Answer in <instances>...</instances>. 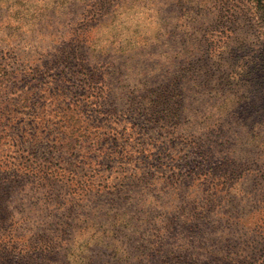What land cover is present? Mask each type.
I'll return each instance as SVG.
<instances>
[{"label": "rangeland", "instance_id": "374dc122", "mask_svg": "<svg viewBox=\"0 0 264 264\" xmlns=\"http://www.w3.org/2000/svg\"><path fill=\"white\" fill-rule=\"evenodd\" d=\"M118 1L78 87L54 51L82 17L0 0V264H262L264 134L207 54L215 0Z\"/></svg>", "mask_w": 264, "mask_h": 264}, {"label": "trees", "instance_id": "16d2710c", "mask_svg": "<svg viewBox=\"0 0 264 264\" xmlns=\"http://www.w3.org/2000/svg\"><path fill=\"white\" fill-rule=\"evenodd\" d=\"M98 1L42 0L43 3H41L45 10L52 13V16L46 15L45 18L40 19V22L54 23V27L55 25L66 27L68 21H70L69 24H75V15L82 17L77 19L80 21L77 28L68 29L61 35L64 38L67 36L68 42L57 43L59 49L54 51L56 64L63 68L59 75L77 80L78 87L90 85L95 78L96 69L88 70L86 63H91L92 57L97 55L92 54L91 51L84 52L82 49L86 44L85 36L91 29L106 24L107 21L104 19L106 13L111 14L113 10L118 11L122 8L118 0H111L109 5H107L109 1L106 4ZM209 2L210 0H197V5L205 7ZM212 2L214 12L211 14L215 16L214 20L218 24L208 37L209 40H205L212 45L207 54L212 56L217 53L215 57L221 67L233 61L230 76L232 82L229 84L234 87L239 86L246 92L233 106L241 104V114L250 112L248 118L252 120V125L261 126L264 134V0H215ZM92 7L93 10L89 11ZM90 13L93 14L92 17L88 16ZM57 16L58 19L55 18ZM203 16L208 17L205 12ZM57 36L58 34L54 33V38ZM83 70H87V73ZM58 87L65 88L61 84ZM164 99L165 93H160L155 100H152V105L159 104Z\"/></svg>", "mask_w": 264, "mask_h": 264}]
</instances>
